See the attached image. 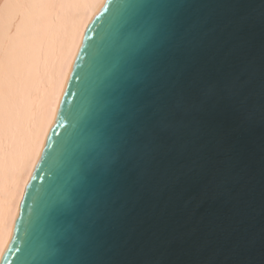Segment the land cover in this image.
<instances>
[{"label": "water", "instance_id": "obj_1", "mask_svg": "<svg viewBox=\"0 0 264 264\" xmlns=\"http://www.w3.org/2000/svg\"><path fill=\"white\" fill-rule=\"evenodd\" d=\"M145 12L209 33L218 62L250 80L257 114L235 125L231 138L237 180L219 186L195 175L164 180L128 203L116 222L69 248L53 228L51 209L64 195L75 154L119 70L126 43L121 25ZM241 19L237 46L229 26ZM262 76L264 0H106L85 31L0 264H264Z\"/></svg>", "mask_w": 264, "mask_h": 264}, {"label": "snow or ice", "instance_id": "obj_2", "mask_svg": "<svg viewBox=\"0 0 264 264\" xmlns=\"http://www.w3.org/2000/svg\"><path fill=\"white\" fill-rule=\"evenodd\" d=\"M243 22L229 26L237 46ZM121 37L119 70L51 209L53 228L69 248L116 222L128 203L164 180L195 175L216 186L237 180L234 126L257 114L250 80L226 70L209 33L195 25L145 12L123 22ZM259 114L264 119V76Z\"/></svg>", "mask_w": 264, "mask_h": 264}, {"label": "bare ground", "instance_id": "obj_3", "mask_svg": "<svg viewBox=\"0 0 264 264\" xmlns=\"http://www.w3.org/2000/svg\"><path fill=\"white\" fill-rule=\"evenodd\" d=\"M105 1L0 0V263L85 31Z\"/></svg>", "mask_w": 264, "mask_h": 264}]
</instances>
